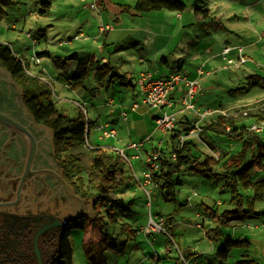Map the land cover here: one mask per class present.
Listing matches in <instances>:
<instances>
[{
    "label": "rangeland",
    "instance_id": "rangeland-1",
    "mask_svg": "<svg viewBox=\"0 0 264 264\" xmlns=\"http://www.w3.org/2000/svg\"><path fill=\"white\" fill-rule=\"evenodd\" d=\"M108 1V8L103 10L102 15L104 19L111 20L114 32L104 34L98 32L97 11L91 10L81 0H17L16 4L3 6L4 12L0 14V43L9 46L17 57L26 62V71L29 74L42 78L49 85L57 107L68 116L75 117L79 114L77 102L85 104L83 101H87L85 107L91 120V144L96 142L95 135L101 136L99 131L94 130L93 121L96 115L91 104L98 106L104 101L100 99L107 95L117 96L118 103L126 96L132 99L129 84L117 83L111 86L108 94L105 88L97 90L95 66L109 63L119 73H125L133 80L139 73L140 58L152 63V67L161 57L167 58L169 64L162 66L165 73L177 68L180 63L178 58L182 56L183 60H192V65L198 63L197 58L201 55L211 59L207 67L213 71L218 70L214 76L220 77L222 84L221 87L210 89L205 94L197 93L194 101L199 103L198 107L204 110L206 107L222 104V108H225L222 110H225L229 117L237 119L238 127L251 126L253 122H262L264 127L263 117L252 116L253 111L250 112L248 107H244L264 97V89L255 87L248 92L229 91L230 88L238 86L246 87L256 76L264 77V33L261 27L259 28V25L264 28V16L262 22H259V14L254 9L246 10L247 0H187L188 8L182 14L183 19L179 21L173 13H167L168 10L133 14V10L126 7L133 5L135 0ZM45 5H48L49 11L40 12ZM204 5H212L210 17L194 15V9ZM234 14L240 19H235ZM214 15L217 17L214 18ZM182 23L189 25L182 28ZM253 27L259 28L257 32L252 31ZM80 31L84 36L90 35L92 39H74V35ZM205 41L210 45L208 50L201 47ZM248 41L251 44L247 45L244 53L242 52L247 58L244 63H239L236 51H231L223 60L221 57L217 58L226 43L249 44ZM198 46L200 50L197 49ZM77 51L78 58L89 53L94 59V66L84 80V86L68 88L64 78L74 71L76 59H68L61 66H56L53 59H63ZM45 52L49 55L44 54ZM36 57L39 62L35 61ZM228 59L233 62L229 63ZM222 64L227 68L224 69ZM187 66L190 70L193 69L191 65ZM260 111V115L264 114V105ZM194 114L192 110L185 111V116L189 119L194 118ZM118 118L112 114L108 115L111 121ZM36 132L40 136L43 134L38 129ZM254 134L264 135V130ZM203 136L219 150L226 152V156L237 153L243 143V139L216 134L210 130ZM46 137L52 149L51 133L46 134ZM124 137L130 140L129 134ZM247 137L248 135L245 138ZM98 141L109 146L107 140L100 138ZM96 148L102 147H90L86 142L70 147V152L79 158L81 175L84 178L90 170L93 151ZM254 151L256 152L255 148H252L248 152V162L256 159ZM125 154L135 179L128 185L118 187L112 194L116 200L112 210L119 222L111 221L104 207H100L101 211L95 219L94 205V212L88 216L90 220L87 228L71 231L69 240L72 247V264H89L83 253L82 241L91 238L95 229L100 233L116 236L114 247L118 250H108V264H183L182 256L185 253L187 257H184L187 259L194 257L193 254L188 257L190 252L202 254L196 257L198 264H219L217 252L226 238L264 240V197H254V190L247 182L264 178V166L256 167L254 163L252 172L244 179L237 175L241 169L231 174L237 179L239 196L225 185V177L222 175L195 174L185 172V168H182L173 175L177 188L176 200L164 201L158 191H152L150 185H141L144 181L141 161L131 159L128 151ZM146 188L150 190V196L146 193ZM234 195L236 198L232 199ZM253 199L255 213L250 215L252 217L222 220L225 210H238L242 206L246 208ZM218 201L220 204H217ZM84 202L87 213H90L91 201ZM167 217H170L168 221ZM151 219L156 223L162 221L163 230L155 231L149 227ZM120 222L131 223L133 229H137L133 239H129L130 231L123 230ZM238 247L232 249L225 264H236L238 260L246 258H255L259 264H264V252H257V243L249 249ZM119 259L121 262H118ZM59 264L68 263L62 261Z\"/></svg>",
    "mask_w": 264,
    "mask_h": 264
},
{
    "label": "trees",
    "instance_id": "trees-1",
    "mask_svg": "<svg viewBox=\"0 0 264 264\" xmlns=\"http://www.w3.org/2000/svg\"><path fill=\"white\" fill-rule=\"evenodd\" d=\"M16 3L17 0H0V14L4 12L3 6ZM186 7L187 3L185 0H135L133 5L126 8L128 10L131 8L133 14H143L160 10L182 12ZM202 7H198L195 10H203L206 13L207 10L202 9ZM72 58L76 59V67L71 75L65 77V81L72 88H80L84 86V80L90 74L91 67L94 66V59L89 55L78 58L74 53L63 59L59 57L54 58L53 61L56 66H61L68 59ZM0 65L23 88L24 103L32 113L35 121L53 130L55 156L67 183L84 199L90 200L94 198L95 219H97V215L101 211L100 207H104V211L111 221L118 223L119 220L115 217L112 210L116 201L113 199L112 194L115 189L128 185L134 179V175L126 159L119 153L104 148H96L93 151L90 170L87 177L84 178L81 175V166L78 162L79 158L70 152V147L73 144L86 142L87 132L91 122L81 112L76 117H70L58 109L52 99V91L49 85L41 78L29 74L26 71V62L17 57L11 48L3 43H0ZM94 76L98 87H107L116 83L124 85L132 84L125 73H119L109 63L95 66ZM255 87L264 89V77L258 76L249 81L246 87L238 86L234 88V91H250ZM191 122L181 119L176 120V126L169 133L170 138L168 139L167 146L159 149L160 166L152 175V182L155 184L156 191L159 192V195H161L164 201L176 200L177 188L173 175L182 170V168H185V172L224 176L225 185L230 187L236 196H239L240 194L237 192V179L231 176V174H235L238 172V169H241L237 175H240L244 179L248 177L255 166L263 163L264 135L254 134L255 132L250 131V125L238 127V121L234 117L218 115L215 121L204 120L202 123L201 140L204 141L205 145L202 142H198L197 139L188 138L179 146L177 137L181 133H187L190 129ZM228 127L229 131L227 130ZM208 130L216 134H226L231 137L243 139L240 150L237 153L226 156V152L219 150L216 145L211 144L210 141L205 139L203 135ZM247 131L253 134H248ZM247 135L248 137L245 138ZM252 148L256 150V152L254 151L256 159L248 162V152ZM214 151L219 152L217 157L213 154ZM172 153L176 154L175 159H172ZM254 163L256 164L255 166ZM247 182L254 190V197H264V178L255 181L249 180ZM235 195L232 199L236 198ZM253 205L254 199L248 203L246 208L242 206L238 210H225L222 213L224 216L222 220L228 221L232 218L242 220L247 217H252L250 215L255 213ZM169 218L167 217V221ZM89 220L88 218H81L68 226L61 236L60 247L53 264H59L62 261L72 264V247L69 240L71 231L73 229H86ZM119 224L123 230L130 232L135 230L131 227V223L120 222ZM115 238L116 236L114 235L100 233L93 240H83L82 249L89 264H108L107 251L114 248ZM238 246L249 249L251 242L248 238H226L224 244L217 252L219 263L225 264L232 249ZM236 264H259V262L255 258H246L238 260Z\"/></svg>",
    "mask_w": 264,
    "mask_h": 264
},
{
    "label": "flooded vegetation",
    "instance_id": "flooded-vegetation-1",
    "mask_svg": "<svg viewBox=\"0 0 264 264\" xmlns=\"http://www.w3.org/2000/svg\"><path fill=\"white\" fill-rule=\"evenodd\" d=\"M13 91V85L0 73V109L10 114L7 100ZM27 159L24 134L0 123V264H53L62 234L74 221L86 218L62 220L79 213L72 209L80 202L58 179L56 167L64 175L55 150L51 154L38 143L30 166ZM44 168L52 171L39 173Z\"/></svg>",
    "mask_w": 264,
    "mask_h": 264
},
{
    "label": "crops",
    "instance_id": "crops-1",
    "mask_svg": "<svg viewBox=\"0 0 264 264\" xmlns=\"http://www.w3.org/2000/svg\"><path fill=\"white\" fill-rule=\"evenodd\" d=\"M81 1L84 2L86 6H89L90 2H92V0H81ZM185 1H186V3H188L189 0L188 1L185 0ZM93 2L96 4V8H94V9L90 8V9L95 11V12L97 11L98 17H96V18L98 20V25L101 22L109 23V24L112 25V30L104 32V33L114 32V25L111 22V20L104 19L103 15H102L103 10L108 8L109 1L108 0H93ZM47 3L50 4L49 2H47ZM214 6H216V5L214 4ZM187 8H188V4H187L186 9ZM245 8H246V10L247 9L248 10L254 9L257 12V14H259V17H260L259 18V22H262L263 16H264V0H249V1L247 0ZM195 9H194L193 12H194V15H196L197 17H203V16L210 17L211 12H212V5H210V6L209 5H204L202 7V9H206L207 10L206 13H204L203 10H199V9L195 10ZM185 10L182 11V12L169 11L167 13H171V14L173 13L175 18L177 17V20L179 21V20L183 19V15L182 14L185 12ZM48 11H49L48 5H45L44 8L40 10V12H48ZM118 13L120 14V12H118ZM137 15H139V14H137ZM234 16H235V19H238V20L240 19V17L237 16L236 14H234ZM216 17H217V15H214V18H216ZM187 25H189V24L186 23L185 25H183V23H182L181 27L185 28V26H187ZM260 27H261L262 33H264L263 25L262 26L259 25V28ZM259 28L253 27L252 31L257 32V30ZM98 32H99V34H104V33L100 32L99 29H98ZM81 33H83V32H81ZM243 35L247 37V35H245V34H243ZM82 37L86 38L85 41H90V39H92L90 37V35L89 36H84L83 35ZM96 37H98V36H96ZM74 39H76L75 35H74ZM33 42L35 43L34 39H33ZM205 43H203V45L201 44L202 45L201 47L206 49V50H208V47H210V45L208 44L207 41H205ZM250 44H251V42H249V44H245V43L244 44L226 43L222 47V49L220 50V53L218 54L217 58L219 59L221 57L220 59H222V60L224 59V56L222 55V51H223V49L225 47H232V46L240 45V46L243 47V51L242 52L244 53L245 48L247 47V45H250ZM197 49L200 50V47L198 46ZM84 51H86V50H84ZM232 51L235 52L236 50L233 49ZM205 53L206 52L204 51V54ZM44 54L49 55L48 52H45ZM75 54H76L77 57L79 56L78 51L75 52ZM37 55L39 56V54H37ZM88 55L90 56L89 53L86 56H88ZM82 57H84V56H82ZM210 58H212V57H210ZM37 59L39 60V58H37ZM178 59L180 60V63L177 65V68H172L169 72L165 73L164 68L162 66L163 65L166 66V65L169 64V60L167 58L161 57V60L156 62L154 67H152L153 66L152 63H148L147 60H145L143 58H140L139 63L141 65H140L139 73L135 76V79H133V80L128 77L131 80V82H132V84H129V86H131L130 87V92H131V98L132 99H129L130 97L126 96L123 99V101L118 103L117 102V100H118L117 96L107 95L106 97H103V98L100 99V100H104V101H101L98 106L91 104L92 109L94 110L93 112L96 115V119L93 121L94 130H95V132L99 131L101 133V136L100 135L99 136L95 135L96 142L94 144H91L90 140H89V133H90V128H89V130L87 132L88 133L87 134V139H86L87 145L90 146V147H102V148L107 149L109 151L115 150L116 153H119L118 151H123L124 155L126 156V157L123 156V158H125L126 161L128 160V156L125 154V152L128 151L130 153L129 157L131 159H135V160H140L141 161V164L143 165V168H142V172H143L145 170V164H146L147 156L154 149H157L158 147L163 149L165 146H167L168 139H169L168 137H169L170 131L167 134H162L160 132L154 131L155 117L165 108L164 107L163 108H150L149 106H147L146 104H144L142 102V95L143 94H142V91H141V88H140V83L138 81L141 72L149 71V72L152 73V75L154 77H165V76H168L169 74L174 73V72H184V74L188 75V77L196 78L198 80V91H197V93H202V94H205L210 89H213V88L217 89V88L221 87V84H222L221 78L217 77V76H214L217 73L218 70H214L213 71V70H210L207 67L208 63H210L211 59L208 60V58H204L201 55L200 57L197 58L199 60L198 63H196L194 65H192L193 64L192 60L191 61L190 60H186V59L183 60V56L178 58ZM36 62H39V61H36ZM188 64L193 67L192 70H190L189 66H187ZM221 66L224 67V69L227 68V66L224 65V64H222ZM256 77H258V76H256ZM64 81H65V78H64ZM65 85L68 88L69 87L72 88L71 86H69L66 83V81H65ZM95 85H97V84L95 83ZM113 85H115V84L109 85L107 87H97V90H99L101 88H105L106 89L105 91L108 94V92L110 91L111 86H113ZM184 91H185V84L181 83V84H179L177 86V88L174 91H172L169 94V98H170L172 104L168 108V110L172 111V112H175L177 120L181 119V120L192 121V120L196 119V117H197L196 113L194 114V116H195L194 118L189 119L187 115L185 116V111H188V110L184 109L183 106L181 105V97L183 96ZM229 91H231L233 93L234 92L235 93L242 92V91H234V88H230ZM244 92H246V91H244ZM52 99H53V97H52ZM53 101H54V99H53ZM261 101L264 102V97H261L260 99H257V100H255L253 102H250L248 105H245L244 107H248V110L250 112L253 111L252 113L254 115H252V116H257V117L258 116H262V117H264V114L260 115L261 111L259 112V110L264 105V103L261 102ZM83 102L85 104H88L86 100H84ZM94 102H95V100H94ZM103 102H105V103H103ZM55 104H56V102H55ZM79 104L85 106V104L77 102L78 107H79ZM196 104L198 106L199 103L196 102ZM106 107H109V108H106ZM237 107H239V106H237ZM207 108H213L215 110H218L213 115L209 116L210 120H214L215 121L217 119L218 115H224L223 113H221L219 111V110L225 109V108H222V104H220L217 107H206L204 109H207ZM233 108H236V107H233ZM106 109H109V110L106 111ZM201 110H203V109H201ZM229 110H231V109H229ZM80 112L84 116L86 115L85 116L86 119L88 118L87 109H86V112H83L81 110V108L79 107V113ZM109 114H112L114 116H118L119 117L118 120L114 119V120L111 121L110 119H108V115ZM226 116H229V115L226 114ZM87 120H89L91 122V120L89 118ZM205 121H209V119L207 118ZM102 122L109 123V126L114 128L117 131V135L115 137H110V138H105L104 137L103 138L102 131L98 130V128H97V126L100 123H102ZM128 134L130 136V140H127L124 137V136H126ZM149 134H151L152 139H151L150 142H145L144 145H143V148L135 149V148H130L128 146L131 142H140L141 140H143V138L146 135H149ZM100 138H101V140H107V142L109 143V146L100 144L99 141H98ZM128 141L130 143H128ZM201 142H204V141H201ZM114 146H116L117 149H112V148H114ZM108 148H111V149H108ZM206 148L209 150V148L207 146H206ZM263 166H264V163H262L261 165L259 164L256 167H263ZM133 175H134V179H135V174L133 173ZM141 185L143 186V184H141ZM153 190H154V192L156 191V189H152V191ZM217 204H220L219 201H218ZM86 228H87V225H86ZM136 230L137 229H135V230L130 232L129 239H133L134 238V236H135L134 233L136 232ZM99 235H100V232L98 231V229H95L94 230V235L91 238H89V239L93 240L94 238L98 237ZM85 240H87V239H85ZM249 241L251 242V246L252 245L255 246L256 243H257L258 249H259V250H257L258 253L264 252V240L249 239ZM115 243H116V240H115ZM117 250L118 249H116L114 247V251L116 252ZM210 250H211V248H210ZM192 254L194 255V257H191V258H188V259L185 258V257H187L186 253L184 254L185 257L182 256L183 264H185V263L186 264H198V262L196 260V257H198V255H202V254H197V253L190 252L188 257L191 256ZM118 262H121V260L119 259ZM72 263H73V261H72ZM107 263H108V260H107Z\"/></svg>",
    "mask_w": 264,
    "mask_h": 264
},
{
    "label": "built area",
    "instance_id": "built-area-1",
    "mask_svg": "<svg viewBox=\"0 0 264 264\" xmlns=\"http://www.w3.org/2000/svg\"><path fill=\"white\" fill-rule=\"evenodd\" d=\"M91 9L96 8V4L90 2L89 4ZM98 29L100 32L104 33L112 30V25L109 23L101 22L98 25ZM30 35V34H28ZM83 33H79L75 35V38L82 37ZM235 49L237 52V57L239 63H244L247 58L242 54L243 47L242 46H232L225 47L222 51V55L224 58L229 55V53ZM39 61L38 59H35ZM228 62H233L232 59H228ZM140 88L142 91V102L149 106L150 108H165L163 109L156 117H155V125L154 131L160 132L162 134H167L176 126V114L175 112L169 111L168 108L171 106L172 102L169 98V94L174 91L177 86L181 83L185 84V91L183 96L181 97V105L186 110H192L196 113L197 117L195 120H192L190 124V129L187 133H181L177 137V141L179 146H181L188 138L201 139L202 134V123L204 120L209 118V116L213 115L218 110L213 108H207L201 110L195 103V95L198 91V80L196 78H190L188 75L181 73H171L165 77H154L151 72L143 71L141 72L139 79ZM79 107L83 112H86V107L84 105L79 104ZM224 115L227 114L225 110H219ZM246 114V113H245ZM98 130L102 131V135L105 138L115 137L117 135V131L109 126V123H100L97 126ZM229 131V127L227 128ZM264 130L262 122H254L250 126V131L252 132H262ZM152 139L151 134L146 135L143 140L140 142H131L128 146L130 148L140 149L143 148L145 142H150ZM159 147L154 149L146 158L145 170L143 171V186L150 185L151 189L155 188V184L152 182V175L154 171L159 169ZM119 154L126 157L123 151H118ZM213 154L217 157L219 155L218 151H214ZM176 158V154L172 153V159ZM146 193L150 196V190L146 188ZM162 221L156 223L151 219V223L149 227H151L155 231L163 230Z\"/></svg>",
    "mask_w": 264,
    "mask_h": 264
},
{
    "label": "water",
    "instance_id": "water-1",
    "mask_svg": "<svg viewBox=\"0 0 264 264\" xmlns=\"http://www.w3.org/2000/svg\"><path fill=\"white\" fill-rule=\"evenodd\" d=\"M0 73L4 75L10 83L13 85L14 91L10 94H8V100L7 105L11 111L12 114L0 109V123L7 126L10 129H14L18 132H21L26 137L27 143H28V166H30L31 162L33 161V158L35 157V154L37 152L38 143L39 148L41 149L43 146H46L49 151L54 152V133L53 130L45 125L38 124L30 110L26 107L24 103V94H23V88L15 81V79L12 77V75L0 65ZM9 102V103H8ZM6 107V108H8ZM36 129H38L41 133H43L41 136L37 135ZM52 136V149L50 148L49 140L46 137V134L49 132ZM59 167V166H58ZM56 167V170L58 171L57 176L60 180L62 186L64 187L65 191L70 194L72 197L79 199L80 204L72 209L78 210L79 213H72V216H67L63 218L62 220L64 222H69L74 220L75 218L79 217H86L91 216V212H94V205L95 200L90 199V213H87L85 208V202L84 200L78 196L72 187L64 180V178L61 176L60 171ZM51 168H44L40 169L39 173H44L47 171H50ZM61 170V169H60ZM52 171V170H51Z\"/></svg>",
    "mask_w": 264,
    "mask_h": 264
}]
</instances>
